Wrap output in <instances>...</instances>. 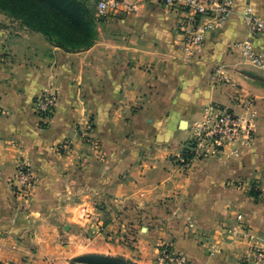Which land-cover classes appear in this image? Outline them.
<instances>
[{"label":"crops","instance_id":"obj_1","mask_svg":"<svg viewBox=\"0 0 264 264\" xmlns=\"http://www.w3.org/2000/svg\"><path fill=\"white\" fill-rule=\"evenodd\" d=\"M247 8L264 19V0H235L195 54L179 13L155 1L101 19L79 51L36 29L1 33L0 264H72L89 252L158 264L163 245L191 264H264L247 258L264 245V68L234 47L264 51ZM219 66L227 80L215 78ZM49 90L58 102L43 119L34 102ZM210 105L252 114L249 137L185 159ZM22 160L37 175L31 207L12 188ZM95 207H125L133 244L105 234L112 223Z\"/></svg>","mask_w":264,"mask_h":264},{"label":"built area","instance_id":"obj_2","mask_svg":"<svg viewBox=\"0 0 264 264\" xmlns=\"http://www.w3.org/2000/svg\"><path fill=\"white\" fill-rule=\"evenodd\" d=\"M155 1L179 13L178 27L182 35V45L187 53L200 52L205 45L210 31L222 27L233 13L235 0H99L97 9L102 13L133 12L140 2ZM244 20L257 33L264 35V19L256 16L252 9L244 12ZM234 47L239 50L242 58L250 60L257 66L264 68V51H257L248 41H236ZM215 78L219 81L227 80L222 68L215 70ZM58 102V94L45 91L34 102L35 111L43 118L52 116ZM250 110L254 105L252 98L244 101ZM250 119L231 109L210 105L206 108L204 117L193 123V138L190 151L201 157L225 147L230 143L240 141L250 134ZM91 141L92 136L87 135ZM18 190L25 196L36 186L37 175L32 166L26 161H19L13 177ZM247 258L253 261L264 260V245L254 247ZM158 264H191L181 252L175 251L168 245L159 250Z\"/></svg>","mask_w":264,"mask_h":264},{"label":"trees","instance_id":"obj_3","mask_svg":"<svg viewBox=\"0 0 264 264\" xmlns=\"http://www.w3.org/2000/svg\"><path fill=\"white\" fill-rule=\"evenodd\" d=\"M0 6L22 17L33 29L43 32L52 44L67 51L88 48L97 38V18L82 0H0ZM189 150H185V159L193 156ZM72 264L139 263L124 256L86 253L72 259Z\"/></svg>","mask_w":264,"mask_h":264},{"label":"rangeland","instance_id":"obj_4","mask_svg":"<svg viewBox=\"0 0 264 264\" xmlns=\"http://www.w3.org/2000/svg\"><path fill=\"white\" fill-rule=\"evenodd\" d=\"M82 1L87 3L93 9L95 17L97 18V20H96V29L97 30H98L99 21L101 19L105 18L108 15L114 14V13L106 14V13L100 12L97 9V6L94 5V3L95 2L98 3L99 0H82ZM6 28H11L13 30L15 29L16 31H18V30L19 31H23V30H26V29H33L30 25L27 24V22L22 17H20L19 15L14 13L13 11H10V10L5 9V8L0 6V35ZM0 42H2V40H0ZM1 57L2 56H0V59H1ZM254 104H255V101H254ZM253 117L254 116L251 114L250 118H252V120L250 119V121H252L251 122L252 124L254 122ZM251 123H250V130H251V125H252ZM14 174H15V172H14ZM11 182H14V184L12 183V188H13V191L15 192V196L19 197V199H21V201H22L21 202V206H23V207H31L32 193L35 190V187H33L32 190L29 191V194L27 196H25L18 190V188H17V186L15 184V181L13 179L11 180ZM95 208H99L100 210L103 211L102 212L103 213L102 214V216H103L102 219H104V221H106L109 224L112 223L111 224L112 228L106 229L105 230V234H107L109 232H111V233H115L116 232L117 233L118 231L119 232L123 231V234L125 235L126 232L128 233L130 231V228H131V224L130 223H132V221H130L128 219L129 218L128 215L125 214V207H95ZM82 213L85 214V211L82 210ZM89 213H91V212L89 211ZM82 220L86 221L85 219H83V217H82ZM135 223H136V230H139V232H142L141 231V227L144 225V223L142 221L140 222L139 220L136 221ZM111 229L114 230V231H112ZM92 234L97 236V235H99L101 233L99 231L98 232L93 231ZM104 235L102 234L103 238H104ZM123 241L127 245H132L133 244L130 241V238L127 236V234L124 236ZM89 253H91V252H89ZM118 256H124V255H118ZM127 259H129V258H127Z\"/></svg>","mask_w":264,"mask_h":264}]
</instances>
